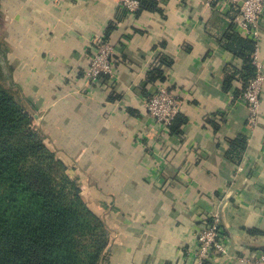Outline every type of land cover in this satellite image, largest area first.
<instances>
[{
	"label": "crops",
	"instance_id": "0c3cea01",
	"mask_svg": "<svg viewBox=\"0 0 264 264\" xmlns=\"http://www.w3.org/2000/svg\"><path fill=\"white\" fill-rule=\"evenodd\" d=\"M128 13L120 0H0L1 64L47 146L66 163L107 223L105 264H197V232L220 214L225 253L206 264H249L264 250V84L254 127L232 89L225 47L238 8L219 0H156ZM236 24V25H235ZM112 47L113 74L87 76L93 39ZM163 56L164 81L141 84ZM256 66L264 77V13ZM169 88L186 121L172 134L149 114L147 93ZM246 137L241 162L226 152ZM207 218V219H206Z\"/></svg>",
	"mask_w": 264,
	"mask_h": 264
},
{
	"label": "trees",
	"instance_id": "16d2710c",
	"mask_svg": "<svg viewBox=\"0 0 264 264\" xmlns=\"http://www.w3.org/2000/svg\"><path fill=\"white\" fill-rule=\"evenodd\" d=\"M138 2L134 14L160 11L156 0ZM225 40V47L242 62L238 68L226 65L223 72L225 92L233 88L234 81L239 82L232 89L236 98L257 71V42L240 34L233 24ZM1 57L0 39V61ZM166 63L169 60L161 56L149 69L141 84L143 93L148 83L164 81L161 65ZM21 101L11 69L0 62V264H105L109 237L105 243L101 239L104 224L81 199L76 183L69 179V187L76 188L72 196L66 184L59 185L60 177L68 178L66 165L55 159L32 128V117ZM185 121L177 112L169 132L179 135ZM245 148L246 137L239 134L230 140L226 155L238 164ZM84 225L89 232L78 231Z\"/></svg>",
	"mask_w": 264,
	"mask_h": 264
},
{
	"label": "built area",
	"instance_id": "2783aa9c",
	"mask_svg": "<svg viewBox=\"0 0 264 264\" xmlns=\"http://www.w3.org/2000/svg\"><path fill=\"white\" fill-rule=\"evenodd\" d=\"M219 1L224 6L238 8L236 24L245 35L252 37L257 42L258 23L264 13V0ZM120 2L122 7L132 14L139 5L138 0H120ZM93 44L95 50L90 57L87 76L96 81L102 75L111 76L113 74L112 47L109 43L104 42L100 36L93 39ZM263 84V74L257 67L254 77L250 79L239 96L247 107V124L250 127L256 125L260 114V94ZM145 105L150 116L167 130L175 114L179 112L178 101L173 92L165 86H160L154 92H151L146 98ZM220 222L219 212L213 210L209 213L203 227L197 232V264H204V262L211 261L216 254L225 253L223 230ZM247 260L249 264H264V250L256 252Z\"/></svg>",
	"mask_w": 264,
	"mask_h": 264
},
{
	"label": "rangeland",
	"instance_id": "374dc122",
	"mask_svg": "<svg viewBox=\"0 0 264 264\" xmlns=\"http://www.w3.org/2000/svg\"><path fill=\"white\" fill-rule=\"evenodd\" d=\"M22 102V101H21ZM20 102V103H21ZM23 105L26 107V105L23 103ZM28 111H29V113H30V110L29 109H27ZM30 115H31V113H30ZM31 117H32V115H31ZM31 126H32V128L35 130V132H37V133H39L40 135H41V137L43 138V140H44V142H45V144L47 145V142H46V138H45V136H44V134H43V132H41L37 127H36V125H35V123H34V120H33V118H32V121H31ZM50 150L52 151V152H54L51 148H50ZM54 157H55V159H59L60 161H62L65 165H66V163L56 154V152H54ZM67 165H66V172H65V174L68 176V178H62V177H60V181L58 180V183H59V185H61V184H66V186H67V190H68V194H70V196H72L73 194H74V191L76 190V188H74V186H70L69 187V179H71L74 183H76V185H77V188H78V190H79V195L81 196V199L85 202V204L87 205V207L93 212V213H95L97 216H98V218L100 219V221L104 224V227L106 228V230H107V234L105 235V228H103L104 230H103V234H102V236H101V239L104 241V243H105V241L108 239V237H109V240H108V244L107 245H109V241H110V231H109V228H108V226H107V223H106V221L100 216V215H98L97 213H96V211H95V209L93 208V206L95 207V205L93 204H90V203H88V201H87V199L84 197V195H83V192H82V188H81V186H80V183H79V181H78V179L76 178V177H73V176H71L70 174H69V172H68V170H67ZM88 230H90L89 229V226L87 225H84V226H82V227H80V228H78V231L79 232H89ZM77 231V232H78ZM78 232V233H79Z\"/></svg>",
	"mask_w": 264,
	"mask_h": 264
}]
</instances>
